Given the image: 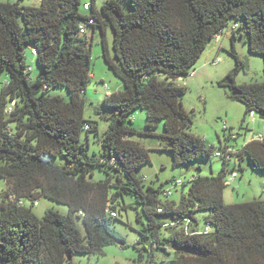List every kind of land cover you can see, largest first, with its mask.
I'll list each match as a JSON object with an SVG mask.
<instances>
[{
	"label": "trees",
	"instance_id": "1",
	"mask_svg": "<svg viewBox=\"0 0 264 264\" xmlns=\"http://www.w3.org/2000/svg\"><path fill=\"white\" fill-rule=\"evenodd\" d=\"M128 2L125 11L120 0H104L99 7L92 0L85 13L80 0H41L39 6L0 1V76L7 78L0 90V264H74V253L124 246L113 225L127 207L124 195L134 197L148 218L134 245L140 258L142 250L148 251L144 264H154L155 250L170 254L172 264H264V199L223 200L225 177L238 173L245 157L252 168L264 170V139L237 145L238 132L224 127L223 141L236 148V162L221 158L216 175L191 173L153 187L144 186L136 174L150 161L148 149L131 138L157 136L154 129L162 120L159 148L171 152L175 166L208 159L222 147L223 141L207 146L191 132L192 116L182 103L186 87L172 79L189 75L208 41L231 18L242 19L238 27L246 33L248 50L261 56L264 74V0ZM95 28L101 33L103 59L120 80V87L103 98L112 113L105 117L108 126L101 136L97 124L83 116ZM26 48L42 69L35 79ZM231 54L235 64L217 84L244 105L245 114L264 119V81L238 83L245 63L235 50ZM52 86L65 87L69 100L50 94ZM138 109L145 112L143 133L131 124ZM83 131L95 136L97 153L89 154ZM47 156H62L65 163ZM95 170L105 177L92 179ZM184 186L178 201L169 199ZM42 197L66 205L67 214L48 208L38 217L32 207ZM156 214L169 221H157ZM76 218L84 225V236ZM205 225L210 232H203Z\"/></svg>",
	"mask_w": 264,
	"mask_h": 264
},
{
	"label": "rangeland",
	"instance_id": "2",
	"mask_svg": "<svg viewBox=\"0 0 264 264\" xmlns=\"http://www.w3.org/2000/svg\"><path fill=\"white\" fill-rule=\"evenodd\" d=\"M1 2H14L16 0H0ZM20 4L25 6H39L41 0H18ZM80 10L85 13L83 3H91L92 0H80ZM104 0H94L99 7ZM125 11L130 10L128 0H120ZM242 19L231 18L228 26L225 27L222 38L215 40L214 36L208 41L205 49L192 67L194 75L185 76L183 78L172 79L174 83L186 87V91L182 96L184 108L190 112L192 116L191 132L202 137L207 146H218L219 138L224 139L223 124L226 123L231 127V131L237 133L236 144L241 145L245 140V135L249 133H262L264 135V119L257 114H252L255 121L252 122V116L245 114V107L239 101L231 100L228 97L227 90L218 85L217 81L222 78L228 70L235 64V58L231 54V50H235L238 56L247 61V68H242L237 76L236 81L242 82H261L264 81L262 71L263 63L260 55L252 53L248 50L247 36L243 28L238 27ZM235 27V29H234ZM92 33V28L87 27V37ZM112 30L107 28V40L109 45L112 41ZM26 63L30 68V76L35 79L42 72L35 56L25 49ZM218 59V60H216ZM91 67L92 76L86 86L85 106L83 116L86 120H90L97 124V136H101L107 129L108 121L105 117L111 115L112 110L103 104V98L106 95L105 85L108 86L110 92L120 87V80L108 69L101 48V33L99 28H95L91 45ZM6 75L0 76V90ZM160 80H164V76H159ZM50 94H59L64 100H69V92L65 87L52 86L49 89ZM243 116H245L243 120ZM132 126L139 132H145L146 118L145 112L138 109L132 118ZM241 127V128H240ZM248 128V130H246ZM157 136L131 135V138L139 141L148 149L150 161L146 162L136 170V174L142 178L144 186L151 185L158 187L165 185L168 179L182 177L186 178L191 173L199 172L202 175H216L223 165L219 156L211 155L208 159L198 158L190 163L175 166L172 163V155L169 150L159 148L161 140L158 135L163 131V121L159 120L155 129ZM245 135V137H244ZM82 139L88 141L89 154L98 152V144L92 133L83 131ZM234 143L232 140H227ZM51 161L58 164H64L65 160L62 156H47ZM242 169L238 170V176L226 185L223 189V200L225 203H239L250 200L252 198L264 199V170L254 169L250 166L249 160L245 157L242 162ZM200 168V170H198ZM105 173L95 170L94 180L104 178ZM3 184L0 183V189ZM187 187L177 188L169 197L178 201L182 192H186ZM162 200L164 196L160 195ZM126 209L121 210L118 218L114 220L113 225L116 231L124 237L125 245L110 244L103 248L101 253H74L72 260L74 264H144L148 258V251L142 250V257H139V250L134 246L138 237L137 230L143 223L148 221L147 216L141 207L136 203L134 197L124 195ZM53 208L61 214H67L68 207L61 203L53 202L47 198H39L37 204L32 207L33 212L42 217L45 210ZM204 211L197 213V217L202 220ZM157 221L169 219L160 214L154 215ZM76 225L80 229L82 235H85V228L81 219L76 218ZM138 246V245H137ZM154 264H172L171 255L160 250H155L153 254Z\"/></svg>",
	"mask_w": 264,
	"mask_h": 264
},
{
	"label": "built area",
	"instance_id": "3",
	"mask_svg": "<svg viewBox=\"0 0 264 264\" xmlns=\"http://www.w3.org/2000/svg\"><path fill=\"white\" fill-rule=\"evenodd\" d=\"M89 7L88 3H84L83 4V8L87 9ZM92 20H89V23H91ZM79 31L80 33H85L86 32V27L84 24H80L79 25ZM223 32V31H222ZM222 32L216 34L215 36L218 37ZM32 52H34V50H32ZM218 60V59H216ZM194 69L190 71L189 76L194 75ZM106 88V94H110V91L108 89V86L105 85ZM227 127L226 123L223 124V128ZM250 139H255V140H263L264 139V135L262 133L256 132V133H252L250 136ZM224 144H222V147L215 150L214 151V155L215 156H219L222 159H226L228 160L230 163L236 162V157H235V153H236V148L234 146H232L231 144H227L225 142H223ZM238 175L237 171H232L228 176L225 177L224 183L225 184H229L231 183V181ZM176 184H179V180L176 182ZM169 193V191H168ZM34 205L37 204V201L33 202ZM111 215L115 216L116 212L113 210L109 211ZM211 231V227L210 225H205L203 232H210Z\"/></svg>",
	"mask_w": 264,
	"mask_h": 264
},
{
	"label": "crops",
	"instance_id": "4",
	"mask_svg": "<svg viewBox=\"0 0 264 264\" xmlns=\"http://www.w3.org/2000/svg\"><path fill=\"white\" fill-rule=\"evenodd\" d=\"M84 3H85V2H84ZM223 33H224V31H223L218 37H214V39H215V40H219V39H221ZM250 115L252 116V122L255 121L253 115H252V114H250ZM246 130H248V128H246ZM245 133H246L245 135H247V136L245 137V135H244L245 140L243 141L242 144H244L246 141L250 140V135H249V133H248V134H247V132H245ZM220 142H221V140H219V143H220ZM223 142H225V141H223ZM237 176H238V175H237ZM237 176H236V177H237ZM236 177H235V178H236ZM235 178H234V179H235ZM234 179H233V180H234Z\"/></svg>",
	"mask_w": 264,
	"mask_h": 264
},
{
	"label": "water",
	"instance_id": "5",
	"mask_svg": "<svg viewBox=\"0 0 264 264\" xmlns=\"http://www.w3.org/2000/svg\"><path fill=\"white\" fill-rule=\"evenodd\" d=\"M245 68H247V61L245 62Z\"/></svg>",
	"mask_w": 264,
	"mask_h": 264
}]
</instances>
